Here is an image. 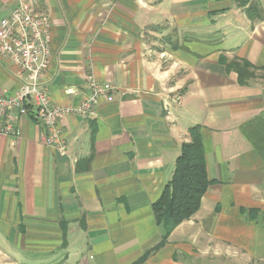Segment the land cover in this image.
I'll list each match as a JSON object with an SVG mask.
<instances>
[{
  "label": "crops",
  "instance_id": "1",
  "mask_svg": "<svg viewBox=\"0 0 264 264\" xmlns=\"http://www.w3.org/2000/svg\"><path fill=\"white\" fill-rule=\"evenodd\" d=\"M24 1L52 23L51 105L80 102L87 75L111 92L61 121L66 155L33 120L0 135V264H264V0ZM24 83L0 61V94ZM193 127L213 183L155 249L152 204Z\"/></svg>",
  "mask_w": 264,
  "mask_h": 264
},
{
  "label": "built area",
  "instance_id": "2",
  "mask_svg": "<svg viewBox=\"0 0 264 264\" xmlns=\"http://www.w3.org/2000/svg\"><path fill=\"white\" fill-rule=\"evenodd\" d=\"M8 6L15 4L6 18L0 20V61L17 68L18 77L25 83L12 96L0 94V135L17 139L21 135L22 120H33L42 128L44 145L60 155H66L61 138L60 123L68 115L83 120L96 117V106L109 98L111 88L98 84L86 76L84 98L77 104L62 107L51 105L44 75L49 66L50 31L48 16L35 11L24 0H0Z\"/></svg>",
  "mask_w": 264,
  "mask_h": 264
},
{
  "label": "trees",
  "instance_id": "3",
  "mask_svg": "<svg viewBox=\"0 0 264 264\" xmlns=\"http://www.w3.org/2000/svg\"><path fill=\"white\" fill-rule=\"evenodd\" d=\"M226 72L237 75L238 85H245L255 77L256 67L245 60L234 59L227 62L219 58ZM264 72V69H263ZM198 127L189 130V142L182 144L180 155L175 161L171 181L163 188L158 199L152 204L156 224L162 231V239L156 246L165 241L182 222L190 220L200 209L201 199L207 193L213 181L208 179L206 161ZM145 258L134 264H140Z\"/></svg>",
  "mask_w": 264,
  "mask_h": 264
}]
</instances>
